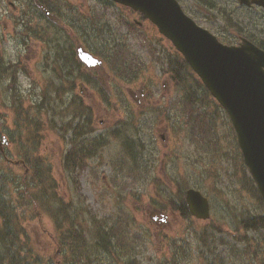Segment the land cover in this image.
<instances>
[{
    "label": "rangeland",
    "instance_id": "1",
    "mask_svg": "<svg viewBox=\"0 0 264 264\" xmlns=\"http://www.w3.org/2000/svg\"><path fill=\"white\" fill-rule=\"evenodd\" d=\"M219 1L234 12L232 25L230 20L218 18V11L212 19L206 18L208 9L202 7V12L197 0H178L199 25L222 28L221 39L235 41L241 27H246L254 39L264 40L262 14L241 10L234 0ZM51 9L60 16L61 24L54 29L50 23L44 24L34 0H0V63L17 62L20 68L15 81L0 80V137L9 139L4 147L6 161L0 153V179H9L0 181V199H9L15 207L19 232L28 234L49 262L63 264L69 257L66 245L57 243L65 228L60 231L53 217L41 213L42 208L32 211L34 206L27 197L19 195L20 184L31 192L33 172L39 169L37 172L49 175L55 194L67 205L70 221L67 219L66 224L81 229L87 245L95 242L98 235L94 228L103 222V226L115 229L114 240L123 235L129 247V251L121 252L116 246L113 253L100 254L101 260L89 253V258L78 264H264V229H246L241 223L264 214V204L253 191L231 122L194 72L183 71L188 86L177 89L156 60L175 55L172 44L153 24L111 0H55ZM69 19L74 22L72 33ZM133 20L142 26L130 27ZM45 28L51 40L42 35L40 30ZM73 34L90 50L102 48L104 42L107 46L105 40H111L112 46L125 42L138 67L135 76L123 79L115 64L106 61L91 74L85 68H75L72 74L82 75L75 80L67 74L64 77L63 70L59 71L63 80L48 75L53 44L64 55ZM84 74L91 80L87 82ZM45 78L63 88L73 85L70 96L63 92L62 102L51 103L55 112L62 108L69 112L67 115L35 107L43 105L40 93ZM129 89L136 97L130 96ZM188 91L213 118L208 124L202 123V129L193 118L199 110L191 115L183 109ZM13 95L22 99L20 106L12 101ZM74 99L91 113L93 130L86 136L100 135L105 144L81 167L68 170L64 155L71 146L76 120L70 129L65 122L74 114L69 106ZM61 115L64 117H58ZM116 128H121L122 136L113 133ZM127 137L132 142L127 145L130 152L123 143ZM18 159L28 162L14 165ZM132 159L139 169L131 166L130 172L126 167L134 165ZM188 187L205 192L209 219L183 217L173 210L169 198H184ZM158 210L167 215L164 223L159 213H154Z\"/></svg>",
    "mask_w": 264,
    "mask_h": 264
},
{
    "label": "water",
    "instance_id": "2",
    "mask_svg": "<svg viewBox=\"0 0 264 264\" xmlns=\"http://www.w3.org/2000/svg\"><path fill=\"white\" fill-rule=\"evenodd\" d=\"M139 12L156 25L186 59L211 95L226 110L247 166L264 201V49L241 37L236 45L222 43L199 26L177 0H113ZM264 8V0H238ZM48 14V11L40 5ZM77 58L87 67L99 66L100 59L82 46ZM8 143L0 138V150ZM18 163V161H15ZM185 203L197 219L210 217L209 201L199 190L188 188ZM161 215V221L167 216Z\"/></svg>",
    "mask_w": 264,
    "mask_h": 264
},
{
    "label": "trees",
    "instance_id": "3",
    "mask_svg": "<svg viewBox=\"0 0 264 264\" xmlns=\"http://www.w3.org/2000/svg\"><path fill=\"white\" fill-rule=\"evenodd\" d=\"M40 1L45 6H48L50 8L52 3L55 2V0ZM129 26L135 28L132 23ZM251 40L255 41L259 47L264 49V40H255L253 38ZM105 41L107 42V46L104 42L102 48L92 49L94 54H98L108 64H115V69L121 71V77L123 79H128L130 75H132V79L135 76L134 74H136V72L138 71V67L132 60V53L128 46L125 45V42H122L123 46H118V44L112 46V44H110V42H112L111 40ZM125 46H127L126 50L123 49V47ZM174 53L176 54L173 56H164L163 59L162 57H157L156 60L160 62L161 66H164L165 71L170 74L173 82L175 83V85H177V89L181 90L185 89V84L186 88L188 86L187 75L184 76L183 71L188 70L187 73L190 74L192 72L185 59L178 52L175 51ZM0 68L8 71L9 76L16 71L15 65H10L5 62L0 63ZM202 87L206 92H208L203 85ZM12 101H14L18 106H20V104L22 103V99H20L16 95H14ZM42 101L43 105H35V107L40 108L41 106H44L45 108H49L52 111L55 110V108H53L51 104L54 101ZM60 102H62V100H60ZM182 102L183 109L191 115L194 114V110H199L197 114L193 115L194 124L199 129L203 128L202 123L208 124L213 120V118L207 115L205 110L199 106L198 98L193 96L189 91L185 94ZM72 104L74 105L69 106L72 108L74 114L71 113L72 119L65 122L66 125L69 126L68 129H70L72 126V122L74 123V120H76V124L73 127V136L69 140L71 146L64 155V165L68 170H72L76 167H81L82 162L85 160V158L92 157L95 153H97L98 149L102 148L105 144V138L100 135H94L91 137L86 136L93 130V128L91 127V113L86 112L87 106H84L82 103H78L75 99L73 100ZM59 105L61 106L62 103ZM66 111L61 108L57 112L54 111L53 113H65V115H67L69 112ZM58 117L61 118L64 116L61 115ZM113 133L117 136L123 135V131L121 130V128L114 129ZM129 142L132 143L131 140L128 139V137L123 142L128 152H130L129 147L127 146ZM30 150H33V148H31ZM24 158L26 159V156H24ZM24 161L28 162V160ZM133 162L134 165L129 164V167L127 166L126 170L129 169V171L132 172L130 170V168L133 169L131 166H133L137 170L139 169L138 162L136 160H133ZM37 164L38 163L35 164L36 168ZM38 170L39 169L33 172L35 173V175L31 178V181L34 183L31 192L25 191L24 185L20 184L19 195L27 197L31 205L34 206L32 211H40L42 208L41 213H46L50 217H53L55 219V223L57 224V228L60 231L62 228H65L63 229V233L60 232L61 240H57V243H59L60 245L63 242L69 251V257L67 259L65 258L63 264H78L80 262H84V258H89V253L91 254V258H97L98 260H101L102 256H100V254H111L114 252L113 249L116 246H119L121 252L129 251V247H126L123 242L124 236L122 235L121 238L119 237L114 240L113 238L115 237V229L112 227L103 226V222L101 224H97L96 228H94V233L98 235L97 239H95V242L87 245L82 238L84 237L82 230L72 227V224H70L69 226L66 224L67 219V222L70 221L68 211L65 208V206L67 205L63 204L62 200L55 194L53 181H51L49 175L39 173L37 172ZM133 173L136 172L133 171ZM8 180V177H2L0 179L1 182ZM250 183L256 196L259 198L262 204H264L252 179H250ZM180 193H182V191H180ZM169 199L172 201L173 210L178 211L179 214L183 217L190 216L183 197L177 199ZM55 205H57V207H54ZM241 223L242 226L246 229H264V214L256 215L249 219H243ZM22 232L23 234L19 232L15 207L12 205L9 199H0V264H61L49 262V259L45 258L43 254L36 249V246L33 244L28 234L24 233V231ZM21 236L23 237L21 238ZM200 239L204 242L203 238Z\"/></svg>",
    "mask_w": 264,
    "mask_h": 264
},
{
    "label": "flooded vegetation",
    "instance_id": "4",
    "mask_svg": "<svg viewBox=\"0 0 264 264\" xmlns=\"http://www.w3.org/2000/svg\"><path fill=\"white\" fill-rule=\"evenodd\" d=\"M234 2L236 3L237 7L241 10L258 12L264 16V10L257 5L247 6L245 4L238 3L237 0H234ZM37 3H42V2L40 0H34V4L36 5V7H37ZM198 5H199V8L201 9V11L204 10V8H202V7H206L208 9L204 14V16L208 19H212V17L214 15L217 16L218 15L217 11L220 13V16L218 18H223L226 21L234 19V12L231 13L230 12L231 9H229V10L225 9L224 6L221 5L219 0H198ZM43 6L45 8H47V10H49L50 14L46 15L43 12L39 11V14L43 18L42 21H44V24H46V25H48L50 23V25L52 26V29H54L56 24L57 25L61 24L60 23V16L55 11H53L50 7L45 6L44 4H43ZM213 11H215L216 13L213 14ZM209 13H212V14L210 15ZM68 21H69L68 26L70 28V33H72V31H74V27H73L74 22L72 21V19H69ZM241 29H242V32L244 34H246V37H248L249 39L253 38L254 35L246 27H241ZM44 30H46V31H44ZM208 30H210L211 32H213L214 34L219 36L222 34L223 29L222 28H216L215 29V28L210 26V28H208ZM40 31L46 39H48V38H49V40L52 39V36H48V28H45V29L40 30ZM46 34H47V36H46ZM25 41H26V38H25L24 42ZM69 41L70 42H69L68 48L66 49V53L64 51V53H65L64 55L60 54V47L56 44H53V56H50L51 67L47 73H48V75L55 76V79L61 78V80H63V76L61 74H59V71H61V70H63L64 77L67 74V75L71 76V80H75V77H82V75H80L78 73L72 74V72L75 70V68L76 69H84L85 68V69L89 70V72H88L89 74L92 73V69L94 68V67H87L85 65V63H83L77 59L76 48H77V45L80 43L78 42V39H76L75 34H73V36H70ZM47 42H48V40H47ZM229 42H232V40H229ZM61 48H63V46ZM85 49L88 50L90 53H92L95 57H99L98 54H96V55L94 54L92 49L91 50L87 49V48H85ZM58 61H60V62H58ZM44 62H46V61H44ZM13 65H15L16 70L20 69V68H18L17 62H15ZM5 71H6L5 69L0 68V80L7 78V79H9V82L15 81V78H16L15 74L17 71H15L10 76H9L8 71H6V72ZM83 78L86 79L87 82L91 80V76H86ZM65 79H69V78H65ZM45 81H46V78H45ZM79 83L82 85L84 82H79ZM72 86L73 85L71 84L68 88H65V87L63 88V86H61V85L60 86L55 85L53 81L52 82L46 81L45 85L41 89V93H40L41 99L42 100H51V101L61 100V99H63V98H61V93H63V92H64L63 95L65 97L70 96V92L74 88ZM10 87L11 86H7L8 89ZM145 87H144V93H143L144 95L147 94ZM142 90H141V93H142ZM129 91H130V89H129ZM80 93H81V91H80ZM129 93H131V92H129ZM133 94L134 93H131L132 96H133ZM8 96H10V95L8 94ZM13 97H14V95H13ZM134 97H136L135 94H134ZM70 101H69L70 106L74 105V104H72V102L70 103ZM94 156H92V157H94ZM92 157H87V158H85V160H87L88 158H92ZM23 162H24V160H23ZM24 164H26V163L24 162ZM21 165H23V164H21ZM27 169L29 170V168H27Z\"/></svg>",
    "mask_w": 264,
    "mask_h": 264
}]
</instances>
